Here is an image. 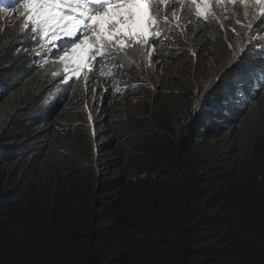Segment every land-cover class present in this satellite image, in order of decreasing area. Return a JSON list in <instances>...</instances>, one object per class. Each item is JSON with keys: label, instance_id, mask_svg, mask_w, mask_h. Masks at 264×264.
<instances>
[{"label": "trees", "instance_id": "1", "mask_svg": "<svg viewBox=\"0 0 264 264\" xmlns=\"http://www.w3.org/2000/svg\"><path fill=\"white\" fill-rule=\"evenodd\" d=\"M19 19L0 25V264H264V90L251 104L234 98L230 80L248 82L233 71L209 90L225 116L200 119L205 106L193 115L180 102L111 119L116 154L102 158L85 110L73 98L57 110L62 87L15 52ZM191 30L163 57L201 42L211 48L201 72L214 62L223 71L231 34L216 20ZM113 69L107 62L105 78ZM118 77L128 85L139 74Z\"/></svg>", "mask_w": 264, "mask_h": 264}, {"label": "snow or ice", "instance_id": "2", "mask_svg": "<svg viewBox=\"0 0 264 264\" xmlns=\"http://www.w3.org/2000/svg\"><path fill=\"white\" fill-rule=\"evenodd\" d=\"M171 3H177L181 7L179 10L174 9L169 15L167 5ZM221 4L260 6L255 24L249 20L244 25L238 17L235 18V24L246 26L250 31L264 33V28L260 27L264 24V0H3L0 2V20L8 19L5 13L19 11L20 19L13 25L20 36L15 42V52L19 53L23 49L25 55L30 53L39 58V62L31 63L29 70L48 64L46 53L58 48L59 51H54L53 55L59 59L53 61L54 67L50 73L54 83L60 84L61 90L66 91L72 87L70 82L83 79L87 97L88 94L99 95V89L91 87L90 83L97 78L99 66L112 49L119 53H126L129 49L139 51L147 58L150 66L158 65L161 56L156 54L155 48L161 39L174 35L177 31L184 34L189 28L194 29V36L200 35L202 28L219 15L213 5L218 7ZM185 6L189 12L187 20L184 17ZM249 11L245 12L246 17L249 16ZM229 18L231 17L225 9L224 19ZM218 23L222 31L237 34L235 27H225L222 22ZM57 40L59 44L54 43ZM252 42L259 44L258 40ZM11 48L10 43L5 52ZM69 48L70 52L67 51ZM229 48L232 49L233 59L215 78L213 88L233 71L240 72L257 89L264 88V48L251 53L243 46L237 50V45L232 43H229ZM176 54L182 55L179 50ZM192 55L198 57L199 53L193 52ZM99 70L101 75L111 74L110 70ZM111 91L112 89H104L102 100ZM208 91H205V96ZM241 91L237 89L231 95L235 98ZM87 107L85 103V108ZM206 110L215 114L220 109L218 105H208ZM199 112V107H196L193 115ZM89 119H92L91 115ZM202 123L205 127H212L207 121Z\"/></svg>", "mask_w": 264, "mask_h": 264}, {"label": "rangeland", "instance_id": "3", "mask_svg": "<svg viewBox=\"0 0 264 264\" xmlns=\"http://www.w3.org/2000/svg\"><path fill=\"white\" fill-rule=\"evenodd\" d=\"M177 5L179 4L171 3L167 5V10L170 11L169 15L172 9L177 10ZM213 7L219 14L217 19L214 20L222 22L225 27L232 26L236 28L237 34H234L231 31L224 32L220 29V26L218 27L220 34H231V40L227 43L228 46L229 43L237 45V50H239V47L243 46L247 48L249 53L262 48L261 41L263 33L250 31L246 26L235 24V18L237 17L243 21L244 25H246L249 20L255 24V17H258L260 13V6L221 4L218 7L213 5ZM185 8L187 9V6H185ZM225 9L231 18L224 19ZM246 11H249L248 17L245 16ZM4 15H7L8 19L0 20L1 26L7 25L8 20L20 16L19 11L5 13ZM260 27L264 28V24H261ZM191 31V28H189L183 35H190ZM175 37L176 34L161 39L160 44L155 48L156 54L161 56V62L158 65L152 64L150 66L147 58L139 51L129 49L126 53L117 52L115 61L118 62L124 57L127 64L135 68L139 74L137 82L130 84L123 94L118 95L117 92L125 86V83H113L111 80H98L90 83L91 87L99 89V95L93 96L88 94L86 97L84 89L82 92L76 93L74 98L76 103L72 106V109L79 110L83 108L88 117L91 115L93 119L91 127L96 134L95 145L102 158H110L116 154V152L111 150L110 146H106L111 140V136L106 132L108 129V121L111 119L120 118L124 120L125 123H132L139 119H145L143 115H147L149 111L155 107H161L164 111H173L180 102L183 104L189 102L188 108L192 110L196 107L200 109L204 106L207 109L208 105L206 101L212 97L209 91L205 96V91H215L219 89L222 81H220L218 86L214 88L213 86L215 85V78L220 74V69L223 65L215 68L214 62L206 69L204 68V72H201L200 67H205L207 65L210 56L209 50H211L210 47L204 46L201 42L192 44V48H190L186 56H182V59L178 60L180 55L177 56L175 53L172 60H168L163 57V54L165 53L168 56L174 52L178 44ZM253 40H258L259 44L256 45L253 43ZM149 50H151V48ZM228 50L230 54L229 57L226 58V64H229L233 59L232 49L229 48ZM193 52H198V57L193 56ZM200 83H202V86L199 87V95H197V87L200 86ZM104 89H112V91L107 94L106 99L102 100L101 97L105 95ZM5 93H7V91H5ZM2 94H4V92ZM12 98L13 96L11 94L3 97L4 109L7 108ZM201 100H203V103H200ZM85 103L88 105L87 108H85ZM209 105H214V103ZM217 112L223 113L224 111L219 110ZM260 123L262 124L261 131L264 133V117ZM226 138L227 136L219 137L217 142L222 143Z\"/></svg>", "mask_w": 264, "mask_h": 264}, {"label": "clouds", "instance_id": "4", "mask_svg": "<svg viewBox=\"0 0 264 264\" xmlns=\"http://www.w3.org/2000/svg\"><path fill=\"white\" fill-rule=\"evenodd\" d=\"M179 8H180V5H177L176 6V9L179 10ZM186 10H188V9L185 8L184 11H186ZM172 11H173V9H172ZM169 12L170 11H168V13ZM18 17L19 16H16L15 18L8 20V23L9 22L10 23L14 22ZM216 21H218V20H216ZM218 27H219V23H218ZM54 43L55 44H59V40L55 41ZM261 45H262V48H264V33H263ZM54 51H59V49L58 48H53V51L52 52H47L46 53L47 54V57H48V64H41L38 68H33L35 70H40L42 72V75H48V77L52 81H54V78L51 76L50 73H51L52 68L54 67L53 61H56V60L59 59L58 56H54L53 55V52ZM67 51L70 52L71 49L69 48V49H67ZM251 52H253V51H251ZM61 55H63V52H61ZM116 56H117V51L115 49H112L110 51L109 55L105 57L104 61H102L101 65L99 66V69H103L104 70L105 65L107 64V62L110 61V60H112L113 61V64H114V69L112 71L111 78L110 79L105 78L104 75H101L100 74V70L98 69V71H97V78L94 80L95 82L98 81V80H100V81L111 80V81H113V83L114 82H117V83L120 82V78L118 77L119 76V73L120 72L123 73L127 68H130L131 66L127 64V62H126V60H125L124 57L120 61H118V62L115 61ZM34 61L35 62H39V58L34 57V56H32L29 53L28 54V60H27V66L28 65L30 66L31 63H33ZM230 81L231 82H229V83L226 82V83L229 84V86H228V93H235L237 89H241L242 91L239 92V94H240L239 98L241 99V101L245 102L246 105L247 104H251L253 102V100L256 98V96H258L264 90V88L257 89L256 85L250 83V81L248 79H247L248 84L244 83L243 81H241L239 79H231ZM136 82H137V80H133L128 85H125L122 89H120L117 92L118 95L123 94L124 91L127 90L128 86L130 84L136 83ZM70 83L72 84V87L71 88H68L66 91H63L62 90V92H60L56 96L55 104H56L57 110H59L60 108H62L63 107L62 104L65 101H69V99H71V98H73V101L72 102H74V104H75L76 102L74 101V98H75L76 93L82 92L83 89H84V81H83V79L75 80V81H72ZM57 85H60V84H57ZM113 86H115V85H113ZM63 87L64 88H67V86H63ZM254 87H256V90L254 89ZM221 91H223V86L221 87ZM3 92L4 91H1V93H3ZM235 98H238V95L237 94H236ZM207 101H209V103H207V105H209L211 103H214V105H218L219 106V109L222 110V111H224V112L223 113L222 112H216L215 114H213L212 112H209V111L205 110L204 112H202V114L200 116V119L207 118L209 116H214V115H217V114H221V116H223V115L225 116V114L227 112H225L224 105L218 100V98L212 97L211 99H207ZM227 111H228V109H227ZM204 113H206L205 116H203ZM87 118L89 119L88 116H87ZM216 121H218V119H216ZM92 122H93V119H91V120L89 119V128H90V131H91V133H94L93 128L91 127ZM223 124H224V122H223Z\"/></svg>", "mask_w": 264, "mask_h": 264}, {"label": "bare ground", "instance_id": "5", "mask_svg": "<svg viewBox=\"0 0 264 264\" xmlns=\"http://www.w3.org/2000/svg\"><path fill=\"white\" fill-rule=\"evenodd\" d=\"M111 66H112V68H113V63H112V61H110V62H108Z\"/></svg>", "mask_w": 264, "mask_h": 264}]
</instances>
